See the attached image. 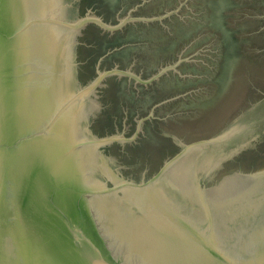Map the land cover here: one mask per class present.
<instances>
[{
  "label": "water",
  "instance_id": "obj_1",
  "mask_svg": "<svg viewBox=\"0 0 264 264\" xmlns=\"http://www.w3.org/2000/svg\"><path fill=\"white\" fill-rule=\"evenodd\" d=\"M160 1L0 0V264H264V5L220 13L218 81L214 28L157 53L200 0Z\"/></svg>",
  "mask_w": 264,
  "mask_h": 264
},
{
  "label": "trees",
  "instance_id": "obj_2",
  "mask_svg": "<svg viewBox=\"0 0 264 264\" xmlns=\"http://www.w3.org/2000/svg\"><path fill=\"white\" fill-rule=\"evenodd\" d=\"M118 0H87V5H95L96 8L105 11L107 13L112 12L114 10V7L116 5ZM172 1V0H167ZM166 0H162L158 2L155 7L161 8L163 5H167ZM200 9H204L206 12L201 16L202 19H199L198 21L192 22L191 26L185 25L180 23L179 25H176L175 32L173 36L168 37V43L163 46L157 53L161 52H167L171 49H173L177 44L185 42L190 36H192V33L194 32V28H197L199 26H206L210 27V29L214 28L218 35L221 38V42L219 43L220 48V61L217 65V68L214 71H210V69H206V71H201L199 68H196L195 66L189 67L190 69H193L195 71H200L204 73H209L213 75L216 74V80L221 81L227 71V67L232 61L234 57H236L241 50V42L243 41L241 38V26L242 23H240V27H234L231 23L229 24L230 28H225L223 25V20L221 17L222 11H239L243 8V2L242 0H200ZM249 5L253 6H259L264 5L263 0H251ZM226 17V15H224ZM226 25V26H227ZM244 42V41H243ZM234 54V55H233ZM129 55L128 51H123L121 53H115L112 55L113 58H119V59H126ZM213 82L210 78H195V79H187V80H178L176 82H173L170 84L171 86L175 88L185 89L187 87L196 86L198 84L202 83H208ZM210 99H203V97H196V98H190L187 101L184 102V106L194 108L197 105H199L201 108H207Z\"/></svg>",
  "mask_w": 264,
  "mask_h": 264
},
{
  "label": "flooded vegetation",
  "instance_id": "obj_3",
  "mask_svg": "<svg viewBox=\"0 0 264 264\" xmlns=\"http://www.w3.org/2000/svg\"><path fill=\"white\" fill-rule=\"evenodd\" d=\"M221 51V50H220ZM220 56V55H219ZM129 57V56H128ZM128 57L126 58V59H119V58H113V57H111V61L113 62V63H116V62H119V63H122L123 65H125L126 64V61H128ZM221 57V56H220ZM228 67H229V65H228ZM228 67H227V69H228ZM91 68H94V66L92 65L91 66ZM171 87H173V86H171L170 85V89H174V88H171ZM97 130L98 131H100L101 133L102 132H104V131H106L105 130V125H103V123H102V125L100 126V125H98V127H97ZM119 151V150H118ZM119 152H121V151H119ZM122 154H126L127 152L125 151V152H121Z\"/></svg>",
  "mask_w": 264,
  "mask_h": 264
}]
</instances>
